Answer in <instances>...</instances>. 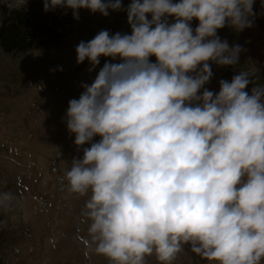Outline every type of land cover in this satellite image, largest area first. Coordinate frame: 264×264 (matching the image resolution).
Here are the masks:
<instances>
[{
    "label": "clouds",
    "instance_id": "9594fccd",
    "mask_svg": "<svg viewBox=\"0 0 264 264\" xmlns=\"http://www.w3.org/2000/svg\"><path fill=\"white\" fill-rule=\"evenodd\" d=\"M254 4L44 0L46 12L71 9L77 20L80 9L126 11L131 27L76 46L77 64L87 60L90 73L101 57L111 61L81 84L64 118L83 151L65 179L72 193H91L81 215L95 252L112 264H146L153 254L173 264L185 246L213 264L264 261V85L251 79L255 70H240L219 81L218 93L205 87L210 62L236 66L244 51L218 30L252 28ZM14 198L0 191V209Z\"/></svg>",
    "mask_w": 264,
    "mask_h": 264
},
{
    "label": "rangeland",
    "instance_id": "374dc122",
    "mask_svg": "<svg viewBox=\"0 0 264 264\" xmlns=\"http://www.w3.org/2000/svg\"><path fill=\"white\" fill-rule=\"evenodd\" d=\"M26 1L0 3L20 6ZM122 3L127 8L131 0ZM79 16V20L71 17L67 37L59 48L37 46L13 59L0 48V191H11L15 197L10 210L0 209V256L6 264H112L95 252L88 224L81 215L91 193H72L65 179L73 158H82L83 151L75 145V136L69 133L64 118L69 100L78 99L83 91L81 84L91 83L99 68L111 61L110 57H101L100 65L90 73L87 60L77 64L76 46L81 40L92 39L100 30L131 34V27L126 11L109 10L105 17L80 9ZM174 20L169 18L170 22ZM198 24L194 19L193 29ZM218 35L227 39L230 46L243 47L237 31L231 27L219 29ZM150 59L156 62L154 56ZM210 63L217 84L220 79L231 81L240 70H255V77L251 78L254 81L264 77V71L246 49L236 66ZM94 139L98 141L100 137ZM146 264L160 262L153 254L146 258ZM173 264L213 262L185 246Z\"/></svg>",
    "mask_w": 264,
    "mask_h": 264
},
{
    "label": "trees",
    "instance_id": "16d2710c",
    "mask_svg": "<svg viewBox=\"0 0 264 264\" xmlns=\"http://www.w3.org/2000/svg\"><path fill=\"white\" fill-rule=\"evenodd\" d=\"M261 3L262 0H255L253 10L258 13L255 25L237 33L248 56L256 60L258 68L264 71V15H259ZM69 10L56 8L46 12L44 0H28L20 6L0 3V48L2 52L13 59L32 52L37 46L59 48L67 37L66 28L73 17V13ZM212 71L213 78L205 87L218 93L220 84H217L216 72L213 69ZM256 83L264 85V77L259 78ZM253 86L255 84L251 83L246 88L249 94ZM2 241L3 232L0 229V245ZM0 264H6L1 256Z\"/></svg>",
    "mask_w": 264,
    "mask_h": 264
}]
</instances>
